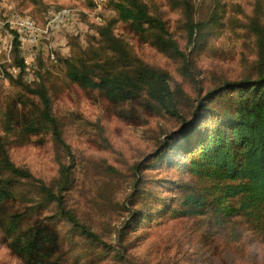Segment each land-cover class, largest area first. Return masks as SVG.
Returning a JSON list of instances; mask_svg holds the SVG:
<instances>
[{"label":"rangeland","instance_id":"rangeland-1","mask_svg":"<svg viewBox=\"0 0 264 264\" xmlns=\"http://www.w3.org/2000/svg\"><path fill=\"white\" fill-rule=\"evenodd\" d=\"M139 1L183 56L162 46L156 29L140 32L120 21L111 0L99 21L88 15L91 0H0V23L6 8L38 22L62 8L81 12L80 29L61 34L56 61L39 54L35 70L22 61L16 67L12 36L0 25V146L54 192L60 167L69 166L65 206L101 240L81 234L33 186L17 181L0 213V264H28L12 248L28 236L38 239V264H264V212L236 213L235 198L177 215L185 196L210 186L191 175L189 161L194 147L216 132L218 118H233L238 91L210 101L207 95L226 82L264 77V0H186L188 14L184 0ZM82 65L129 76L141 69L165 74L178 116L143 90L123 89L111 98L82 88L67 76ZM27 87L47 92L64 145L40 121L41 102ZM182 120L192 122L188 132L180 131ZM5 178L0 174V182ZM19 191L33 201H22ZM15 215L22 217L13 232L8 224Z\"/></svg>","mask_w":264,"mask_h":264},{"label":"trees","instance_id":"trees-1","mask_svg":"<svg viewBox=\"0 0 264 264\" xmlns=\"http://www.w3.org/2000/svg\"><path fill=\"white\" fill-rule=\"evenodd\" d=\"M111 1L114 3L120 21L129 22L133 29L140 32L144 31L145 26L156 29L158 32L157 41L176 55L183 56L175 42L168 37L164 23L160 19L150 16L146 7L139 0ZM184 4L188 14V2L184 0ZM188 32L192 39L191 22L188 25ZM12 45L16 67L22 68L18 54L19 42L15 37L12 40ZM113 47L124 51L121 44H115ZM67 76L82 88L101 90L111 98L116 97V92L119 90H143L164 112L171 116H178L177 104L173 99L167 76L158 71L141 69L129 76L123 73L111 74L95 65H82L74 67ZM230 89L238 91L236 92L237 97L234 99L235 102L232 104L233 118L226 116L218 118L216 132L208 134L201 146L198 144L194 147L193 152H198L193 153V157L189 161L191 175L211 181L210 186L196 196H185L182 210L177 214L179 216L197 215L209 205L217 209V201L235 198L239 199V207L234 209L236 213H246L256 217L257 213L264 212V77L258 80L244 79L226 82L223 87L210 92L206 101H210L213 96H220V93L228 92ZM26 91L39 98L41 102L40 121L48 126L53 140L64 145L45 89L27 87ZM230 100L231 98L228 97V103H231ZM201 109L202 104H199L196 112ZM9 125L8 121L6 128H9ZM192 125V122L186 123L185 120H182L180 131L188 132ZM0 148L2 149L0 174L6 177L5 182H0V213L4 204L14 197V193L9 188L10 184L15 185L17 181L24 182L33 186L43 201L54 204L58 214L81 234L101 242L97 235L80 223L72 211L65 206L63 193L67 189L70 179L69 166L60 167L57 191L54 192L28 170L15 166L2 146ZM19 194L22 201L32 200L28 192L19 191ZM209 197L214 198L210 200ZM21 217L22 215L12 217L8 224L11 231L17 230V224ZM37 241L36 237L28 236L24 244L21 245L18 237L12 248L21 254L28 264H38L34 259L38 247Z\"/></svg>","mask_w":264,"mask_h":264},{"label":"built area","instance_id":"built-area-1","mask_svg":"<svg viewBox=\"0 0 264 264\" xmlns=\"http://www.w3.org/2000/svg\"><path fill=\"white\" fill-rule=\"evenodd\" d=\"M108 0H91L92 10L89 16L97 21ZM11 38L19 42V59L31 70H35L36 58L39 54L50 62L56 61V40L64 31L72 32L80 29L81 12L76 8H62L49 12L43 22H38L29 15L20 14L6 8L0 23ZM11 49V45H7Z\"/></svg>","mask_w":264,"mask_h":264},{"label":"crops","instance_id":"crops-1","mask_svg":"<svg viewBox=\"0 0 264 264\" xmlns=\"http://www.w3.org/2000/svg\"><path fill=\"white\" fill-rule=\"evenodd\" d=\"M64 39H65V38H64L63 35L58 36V38H57V40H56V45H55V47H56V48H57V47H62V45H64V42H63Z\"/></svg>","mask_w":264,"mask_h":264}]
</instances>
